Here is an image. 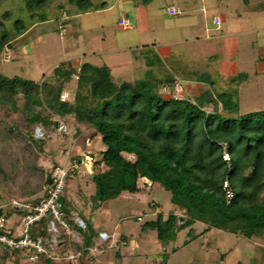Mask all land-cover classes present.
<instances>
[{
  "label": "rangeland",
  "instance_id": "374dc122",
  "mask_svg": "<svg viewBox=\"0 0 264 264\" xmlns=\"http://www.w3.org/2000/svg\"><path fill=\"white\" fill-rule=\"evenodd\" d=\"M172 1L181 14L167 15L169 0H108L107 8L88 13H80L69 0H53L45 12L35 15L27 10L23 0H0V18L8 28L13 29L18 19L28 25L23 35L13 36L0 51V73L58 85L60 80L54 75L55 68L64 63L66 68L79 69L89 62L108 65L116 83L134 82L145 76L148 67L144 57L152 51L167 65L180 60L205 74L207 84L210 79L214 80L218 91L238 89L239 115L264 110V0ZM122 6L134 10L130 12L131 28L119 26ZM137 7H142L139 16L135 12ZM214 15L222 19L221 28L213 25ZM67 17L66 31L62 33L60 24ZM241 75L244 79L233 84L231 80ZM176 78L181 86L179 98L194 99L208 87L204 83L185 81L181 76ZM76 80L74 76L67 84L68 97L72 98L76 91ZM161 92L167 97L176 96L175 89ZM26 101L23 91L15 96V104L0 99V205L14 199L41 197L54 166L66 162L63 152L70 142L73 154L75 141L83 143L82 137L74 135L73 127L68 126L69 133L58 132V120L62 118L45 104L35 106L33 113L48 118L52 124L31 122L32 113L24 109ZM94 132V129L84 131L89 139L83 144H89L96 155L91 154L87 159L83 153L85 159L79 169L68 163L70 176L64 192L68 208L75 192L78 207L83 208V200L88 202L90 207L85 220L95 227L99 238L100 230L115 233L107 240L102 238L103 241L93 243L98 248L94 264L160 263L166 244L159 242L154 230L142 233L141 224L155 220L159 210L167 217L174 208L171 193L155 184L136 194L126 193L122 199L107 202L100 208L101 204L91 194L92 174H85L87 162L93 156L97 160L101 158V138L94 137ZM125 156L135 159L130 154ZM155 203L161 209L153 205ZM70 208L67 218L75 223L76 213ZM179 214L183 213L179 211ZM194 228L199 234L205 225L197 222ZM120 234L128 236L133 254L117 255L118 248L124 249V244H116ZM188 238V229L177 234L172 247L179 249L171 254L169 264H264V236L246 238L214 228L184 246ZM84 248L76 250L84 251L78 264L83 257L85 260L93 258ZM6 251L9 254L2 255ZM16 255L0 246V264H41L30 261L24 252Z\"/></svg>",
  "mask_w": 264,
  "mask_h": 264
},
{
  "label": "trees",
  "instance_id": "16d2710c",
  "mask_svg": "<svg viewBox=\"0 0 264 264\" xmlns=\"http://www.w3.org/2000/svg\"><path fill=\"white\" fill-rule=\"evenodd\" d=\"M23 1L35 15L45 12L53 0ZM69 2L79 12L105 9L109 3ZM68 18L62 20L61 28L67 26ZM27 29L28 25L20 19L10 29L0 18V51ZM144 59L148 70L134 82L116 83L108 65L89 62L79 69L66 68L64 63L55 68L58 85L0 73V99L15 104V96L23 91L27 98L24 109L32 113L31 122L52 124L48 118L33 113L35 106L45 104L75 129L76 138L85 130L94 129L93 136H99L103 146L101 158L90 160L97 203L114 200L123 193L136 194L155 184L169 191L174 208L167 217L159 210L155 220L142 224L143 230H155L163 244L174 241L185 229L189 238L184 245L214 228L246 238L264 236V110L239 115L238 89L218 91L214 80L207 84L205 74L180 60L167 65L152 51ZM74 76L76 91L72 98L62 100L61 95ZM177 76L208 87L194 99L165 96L161 90L174 89ZM244 77L231 81L237 84ZM210 106L212 110H207ZM125 154L135 159H128ZM46 182H52V172ZM225 182L233 193L230 199ZM64 205L68 208L66 199ZM153 205L160 208L158 203ZM84 222V227L72 224L84 237L82 246L90 247L98 232ZM197 222L205 225L199 234L194 228ZM43 233L48 234L45 228ZM170 256L165 252L157 264H167Z\"/></svg>",
  "mask_w": 264,
  "mask_h": 264
},
{
  "label": "built area",
  "instance_id": "2783aa9c",
  "mask_svg": "<svg viewBox=\"0 0 264 264\" xmlns=\"http://www.w3.org/2000/svg\"><path fill=\"white\" fill-rule=\"evenodd\" d=\"M168 12L172 16L182 13L176 6H170ZM119 25L123 28H131L130 19L123 17L119 20ZM212 23L216 28L222 27V19L219 16H213ZM66 26L62 27V33L66 31ZM180 82L176 83L175 94L180 92ZM68 98L65 91L61 95L62 100ZM58 131L60 133H69V129L64 120H58ZM66 162L54 166L52 170V182L45 188L44 194L39 198L14 199L6 205H0V246L12 253L24 252L32 262H38L45 259H51L58 263H74L83 256L84 251L61 252L60 241L63 235L74 236L76 231L72 222L67 218L66 212L62 210L59 200L64 197L70 176V167L77 168L80 161L72 153L71 147L64 150ZM225 158L228 155L225 154ZM68 163L71 166H68ZM227 198L233 195L228 183ZM12 216L17 217L15 227L11 224ZM45 224L43 226L42 224ZM75 223L85 226L82 218H76ZM47 231L44 235L43 230ZM101 238L106 240L107 233L102 232ZM83 250L96 252L97 246L85 247Z\"/></svg>",
  "mask_w": 264,
  "mask_h": 264
},
{
  "label": "crops",
  "instance_id": "0c3cea01",
  "mask_svg": "<svg viewBox=\"0 0 264 264\" xmlns=\"http://www.w3.org/2000/svg\"><path fill=\"white\" fill-rule=\"evenodd\" d=\"M94 1V0H93ZM146 1V0H145ZM95 3H100V2H96V1H94ZM147 2H150V0H148ZM133 5H134V7H136V4H134V2H133ZM170 6H176L177 8H179L178 7V5L175 3V2H173L172 0H169V4L167 5V15H170L169 14V12H168V8L170 7ZM125 8H127V7H125ZM123 6H122V11H123V13L121 14V17H120V19L121 18H123V17H126V18H128V19H131L130 18V12H134V10L133 11H129V10H127V9H125ZM139 8H142V7H139ZM139 8L137 7V10H135V12H136V14L139 16ZM180 9V8H179ZM89 12H92V11H89ZM80 13H88V12H80ZM170 16H172V15H170ZM214 16H218V15H214ZM119 19V20H120ZM118 20V21H119ZM120 26V25H119ZM127 29V28H126ZM80 137H82L83 138V140H82V142L84 143L86 140H88L89 138H87L88 136H85L84 135V132H83V134H81L80 135ZM75 141V140H74ZM74 141H73V143H74ZM71 143V142H70ZM75 148H74V154L75 155H77V159L80 161V164H79V166L77 167V169H79L80 167H81V165H82V163H83V161H84V159L85 158H89V156H92V155H94V153H92V150H91V146L89 145V144H80L79 142L77 143L76 141H75ZM102 144V143H101ZM70 145V144H69ZM101 147V146H100ZM101 149H103V146H102V148ZM83 153L86 155V157L83 159ZM92 154V155H91ZM95 158V156H93L92 157V159H94ZM87 166H86V172H85V174H87V173H90V174H92L93 175V168H92V163H91V161H88L87 162V164H86ZM92 175H91V180H90V187H92L93 188V192L91 193L92 194V197H94L95 196V192H96V186H95V192H94V182H93V180H92ZM126 193H123L122 195H120L118 198H116V199H114V200H117V199H122L123 197H124V195H125ZM78 195L76 194V192L75 193H73L72 194V197L70 198V201H69V210H70V212H71V208L70 207H72L73 209H74V211H75V213H76V215L74 216L75 218H84L83 220L84 221H86V222H88L87 220H85L86 219V217L88 216V212H89V204H88V202L87 203H85V201L83 200V196H84V194L81 196V198H82V200H83V202H84V206H83V208H80V207H78V197H77ZM64 199H66V197H64ZM110 201H113V200H110ZM110 201H106V202H104V203H101V206H100V208L103 206V204H105V203H107V202H110ZM133 203H134V200H133ZM85 205L88 207H85ZM87 208V209H86ZM85 213V214H84ZM73 217V216H72ZM138 220H139V218H138ZM11 222L13 223V224H11V226L13 225L14 227H15V222H17V217L16 216H12V218H11ZM144 223V222H143ZM142 223V224H143ZM89 224V223H88ZM142 224H141V229H142ZM91 227L94 229V231H96L95 230V227L94 226H92L91 225ZM75 228V227H74ZM151 230V229H150ZM75 231H76V233H75V235L74 236H71V235H65V239L63 238L62 239V241H60V247H59V249H60V251L61 252H65V253H67V252H76V250H78L79 248H81V246H82V243H83V236H82V234L80 233V232H78V229L77 228H75ZM101 232H105V233H107V239H109V237H111L112 235H114L115 233H110L109 231H107V230H100ZM146 230H143L142 229V233L143 232H145ZM155 231V230H154ZM112 234V235H111ZM101 237V236H100ZM158 237V236H157ZM106 239V240H107ZM114 240H116L115 238H114ZM118 240L119 241H117V243L116 244H119V242L123 245L124 244V249H121L120 250V248H118V251H117V255L118 256H122V255H124V253H125V255H131V254H133V252H134V250L133 249H131L130 248V240H129V238H128V236L127 235H125V234H120V236L118 237ZM101 241H103L102 240V238H99V235L98 236H96V237H94V242L95 243H97V242H101ZM159 242L160 243H162L160 240H159ZM172 243H173V241L172 242H170L169 244H167L166 245V247L167 248H165L164 247V245H163V251H165V252H167V253H171V254H173V253H175V252H173V249L174 248H178L179 249V247H172L173 245H172ZM163 244V243H162ZM92 246H95V245H92ZM184 246H186V245H184ZM91 247V246H90ZM136 247L138 248L139 247V244H137L136 245ZM3 249V248H2ZM177 249V250H178ZM6 249H4V251H5ZM122 250H123V253H122ZM78 252V251H77ZM89 252V251H88ZM87 252V253H88ZM164 252V253H165ZM177 252V251H176ZM96 253H97V251L96 252H90L89 254L90 255H93L92 257V259L91 260H85L84 259V257H83V261H81L79 264H94L95 263V261H96ZM7 254H9V252H4V254H2V255H7ZM13 254V256H15L16 255V253H12ZM17 256V255H16ZM94 256H95V258H94ZM18 257V256H17ZM171 257V256H170ZM78 262H79V259H78V261L76 260V262H74V263H66V264H78ZM40 263L41 264H47L46 263V261H40ZM167 264H169V261H168V263Z\"/></svg>",
  "mask_w": 264,
  "mask_h": 264
},
{
  "label": "water",
  "instance_id": "95a60500",
  "mask_svg": "<svg viewBox=\"0 0 264 264\" xmlns=\"http://www.w3.org/2000/svg\"><path fill=\"white\" fill-rule=\"evenodd\" d=\"M59 203L62 210H64L66 213H69V209L64 205V197L60 198Z\"/></svg>",
  "mask_w": 264,
  "mask_h": 264
}]
</instances>
